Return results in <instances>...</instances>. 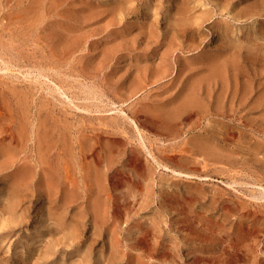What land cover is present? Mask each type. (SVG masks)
Masks as SVG:
<instances>
[{
  "label": "rangeland",
  "instance_id": "1",
  "mask_svg": "<svg viewBox=\"0 0 264 264\" xmlns=\"http://www.w3.org/2000/svg\"><path fill=\"white\" fill-rule=\"evenodd\" d=\"M0 264H264V0H0Z\"/></svg>",
  "mask_w": 264,
  "mask_h": 264
}]
</instances>
